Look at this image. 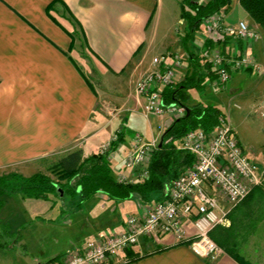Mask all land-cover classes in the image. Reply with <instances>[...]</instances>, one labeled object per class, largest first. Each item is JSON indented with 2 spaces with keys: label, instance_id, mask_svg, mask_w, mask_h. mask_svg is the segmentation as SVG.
Instances as JSON below:
<instances>
[{
  "label": "crops",
  "instance_id": "0c3cea01",
  "mask_svg": "<svg viewBox=\"0 0 264 264\" xmlns=\"http://www.w3.org/2000/svg\"><path fill=\"white\" fill-rule=\"evenodd\" d=\"M181 1L0 0V171L26 172L44 157H62L75 150L86 158L100 153L96 150L100 141L113 131L114 136L118 132L125 135L126 119H109L107 97L117 95L127 112L141 114L145 98L136 95L135 84L154 69V58L163 57V66L174 68V83L168 88L181 83L191 70L189 54L181 43L185 31ZM197 1L205 4L208 0ZM222 9L227 24L244 21L260 37L248 43L230 37L214 43L201 22L189 50L209 69L204 66L201 71L204 82L200 90L185 91L188 99L184 103L212 105L227 114L244 153L264 171V118L257 113L264 98V91H259L264 86V32L242 10L239 0H231ZM208 42L213 47L205 53ZM244 49L255 57L261 71L231 70L222 90L207 54L235 55ZM176 56L181 67L175 64ZM212 89L222 90L221 107L202 101L208 100L206 91ZM234 102L240 105L235 107ZM148 119L156 122L154 128ZM148 119L146 138L142 133L135 135L143 142L154 139L160 143L178 118L168 113ZM127 140L125 136L124 150L110 155L113 176L122 183L140 182L152 156L144 166L127 168L126 155L135 143L134 138ZM180 141L175 143L177 150ZM51 200L19 195L4 198L2 208L9 202L20 207L14 205L11 210L18 216L15 226L11 214L4 218L0 209V229L6 227L12 237L5 238H15L17 246L10 248L15 260L9 258L7 264H47L90 239L122 230L127 215H141L155 202L114 200L102 193L80 201L78 208L67 203L62 207ZM218 205L222 211L230 210L226 222L210 232L223 250L216 258L199 257L188 244L161 236L156 241L143 238L131 250L148 255L128 264H264L262 189L254 188L232 208L223 197ZM34 206L36 210L29 211ZM187 231L195 233L191 225ZM16 248L19 251L14 252Z\"/></svg>",
  "mask_w": 264,
  "mask_h": 264
},
{
  "label": "built area",
  "instance_id": "2783aa9c",
  "mask_svg": "<svg viewBox=\"0 0 264 264\" xmlns=\"http://www.w3.org/2000/svg\"><path fill=\"white\" fill-rule=\"evenodd\" d=\"M202 25L207 38L214 43L229 37L248 43L260 37L259 32L249 28L244 21L227 24L223 9L204 19ZM207 58L214 69L217 86L222 89L229 82L231 70L261 71L255 57L245 49L227 56L211 51ZM174 59L176 66L181 67L179 58ZM164 61L163 57L154 58V69L142 75L135 84L136 95L145 98L141 114L146 119L168 113L181 118L186 113L184 106L163 101V89L172 86L175 79L174 68L163 66ZM257 113L264 118V98ZM209 134L196 129L183 136L178 150L190 153L195 162L168 184L162 200L154 202L141 215H127L122 230L90 239L83 246L74 248L70 253L71 260H66L65 264H108L109 258L122 255L147 236H171L177 243L188 244L195 255L206 259L221 254V249L210 238V232L226 222L230 209L222 211L218 199L223 197L232 208L254 188L264 189V171L244 153L227 115L219 116L217 126ZM134 142L125 159V166L131 170L144 166L159 144L154 139L143 142L137 134ZM100 153L105 152L101 150ZM147 176L148 171L144 170L141 177ZM189 225L195 230L192 236L187 231Z\"/></svg>",
  "mask_w": 264,
  "mask_h": 264
},
{
  "label": "trees",
  "instance_id": "16d2710c",
  "mask_svg": "<svg viewBox=\"0 0 264 264\" xmlns=\"http://www.w3.org/2000/svg\"><path fill=\"white\" fill-rule=\"evenodd\" d=\"M230 4L231 0H208L205 4L197 0L180 2V20L185 23L181 43L189 54L188 61L191 64V70L177 86L164 89L163 101L165 104L178 103L184 106L186 113L183 117L176 119L161 136L162 145L158 146L151 157L147 178L136 183H122L115 180L110 155L125 141L124 133L118 132L105 153H97L84 158L81 150H75L62 156L52 166L51 172L54 178L40 172L29 177L14 173L0 176V209L4 198L11 195L44 201H52L53 198V203L60 202L62 207L67 203L77 208L80 206V201L99 193L114 200L136 198L143 204L162 200L165 184L173 181L193 163L192 155L177 150L175 143L179 142L188 132L196 129H202L209 134L217 126L219 116L223 114L219 108L212 105L197 103L187 106L184 102L188 99L185 94L186 90H200L203 87L204 77L201 71L204 66L209 69L207 64L202 65L200 59L189 50L190 42L204 19L222 8L229 7ZM239 5L264 32V0H239ZM50 7L51 4L46 11H49ZM212 47L213 45L208 42L205 53L209 52ZM76 198L78 202L74 203ZM2 230L4 236L8 237L9 232L6 227ZM211 238L214 239V236ZM5 243H0V248L10 246L4 245ZM126 253L129 258L128 263L136 262L148 255L140 257L131 250ZM58 257L48 262H53Z\"/></svg>",
  "mask_w": 264,
  "mask_h": 264
},
{
  "label": "rangeland",
  "instance_id": "374dc122",
  "mask_svg": "<svg viewBox=\"0 0 264 264\" xmlns=\"http://www.w3.org/2000/svg\"><path fill=\"white\" fill-rule=\"evenodd\" d=\"M234 1V0H233ZM90 67H92V66H90ZM89 69L90 68H88V70H86V72L87 73H89L88 75L90 76V77H92L91 75H90V71H89ZM214 88V87H213ZM264 89V86L263 87H261L260 89H259V91H264L263 89ZM222 90H224V89H222ZM221 89H212L211 91H206V95H207V97H208V100H202V101H204V102H206V103H210V104H214V105H220V107H221V104L219 103V100L220 99H223V98H225L223 95H219V94H221V91H222ZM223 93L224 94H226L225 93V91H223ZM117 94V93H116ZM134 93H131L130 94V96H132ZM119 96V95H118ZM117 97V95L116 96H109V97H107V105L108 106H106V112H107V115H108V117H109V119H111L112 120V118H114V119H121V118H123V119H126V122H124V127H125V136H126V139L128 138V140L127 141H129V140H131V139H133L134 138V136H135V133L136 132H138V133H142L143 135H144V137L146 138V135H147V133H148V123H147V121L149 120H146V119H144L142 116H141V114H131V113H129V112H127L126 111V105H124L122 102H121V100L120 99H118V98H116ZM226 97H227V94H226ZM112 98V99H111ZM201 99H203V98H201ZM234 103H236V106L237 105H240V104H238L237 102H234ZM223 107V106H222ZM223 109H224V107H223ZM225 115H227V114H225ZM150 122H151V124H152V126H153V128L155 127V121L153 120H149ZM153 122V123H152ZM117 125V124H116ZM116 125H114L115 127L113 128L114 130H115V128H117L116 127ZM212 132H210V134H211ZM118 134V133H117ZM209 134V135H210ZM114 140V131L112 132V134L111 135H107V136H105L104 138H102V140L100 141V143H99V146H98V148L96 149V150H98V152H100L101 150L103 151V152H106V151H104V150H108V148H109V145H110V143H111V141H113ZM124 143V142H123ZM123 143H121V147H119L117 150H124V148H125V145L123 144ZM193 157V163H192V165L191 166H193V164H194V162H195V157L194 156H192ZM61 157L60 156H58V155H51V156H47V157H44V158H42L41 160H39L38 162H36V164L34 165V168L33 169H30V170H28V171H26V172H24V171H0V176H6V175H9V174H12V173H14V174H18V175H22L23 177H29V176H31V175H33V174H35V173H37V172H40V173H42V174H44V175H46V176H49L50 178H54L55 176H54V174L51 172L52 171V166L60 159ZM190 166V167H191ZM262 191L264 192V189H262ZM250 194V193H249ZM14 205H15V209H19L20 207H19V205L17 204V203H14ZM14 205H12V202H9V203H7V205H5L3 208H2V211H1V216L2 217H4V218H7L10 214H11V219H10V222L12 223V225L13 226H15V223H16V221H18V216L16 215V213L14 214V215H12V211L11 210H13L14 208H13V206ZM29 206H31V205H29ZM36 210V206H34V207H29V211H35ZM15 212V211H14ZM227 217V216H226ZM33 224L32 223H30V227L32 226ZM38 228V227H37ZM39 229V228H38ZM37 229V230H38ZM192 235H194V234H189V236H192ZM0 243L1 244H3L4 242H6L4 245H6V244H8V245H10V246H7V247H4V248H0V264H7V262H8V259L9 258H11V260H15V258H14V253L12 252V250H10V248L11 247H14L15 246V243L16 242H14L13 240L15 239V238H11V239H6L5 238V236H4V231L2 230V229H0ZM8 237H12V236H8ZM161 236H147V237H143V238H145V239H147V240H151V241H156V240H158L159 238H160ZM143 238H141L140 240H139V242L143 239ZM210 238H211V235H210ZM212 239V238H211ZM5 240H7V241H5ZM213 240V239H212ZM16 241V240H15ZM214 241V240H213ZM139 242L136 244V246L139 244ZM215 242V241H214ZM215 244L221 249V251L223 252V250H222V248L215 242ZM51 246V245H50ZM15 247H17V246H15ZM135 247V246H134ZM133 247V248H134ZM19 248H20V246H19ZM74 248H79V247H74ZM74 248H72V249H70L69 251H67L65 254H62V255H60L55 261H53V262H47V264H65V261L66 260H68L69 259V261L71 260V251L74 249ZM132 248H130V249H128V250H131ZM128 250H126L123 254H125V256H123V257H121V255L120 256H117V257H114V258H109L108 259V261H109V263L108 264H125V263H128V261H129V258L126 256L127 255V251ZM14 252L15 251H19V250H17V248L15 249V250H13ZM132 251V250H131ZM133 253H136V252H133ZM9 254V255H8ZM122 254V255H123ZM136 254H138L140 257L141 256H144L145 255V253H136ZM121 257V258H120ZM119 258V259H118ZM10 260V259H9ZM68 261V262H69Z\"/></svg>",
  "mask_w": 264,
  "mask_h": 264
},
{
  "label": "water",
  "instance_id": "95a60500",
  "mask_svg": "<svg viewBox=\"0 0 264 264\" xmlns=\"http://www.w3.org/2000/svg\"><path fill=\"white\" fill-rule=\"evenodd\" d=\"M161 145H162V144H161V141H160V143H159V145H158V146H159V147H161Z\"/></svg>",
  "mask_w": 264,
  "mask_h": 264
}]
</instances>
